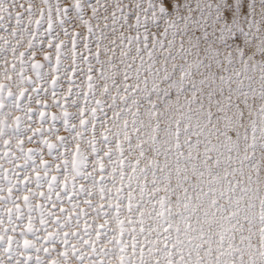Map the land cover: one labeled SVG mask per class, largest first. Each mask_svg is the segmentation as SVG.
I'll use <instances>...</instances> for the list:
<instances>
[{"label":"snow or ice","instance_id":"1","mask_svg":"<svg viewBox=\"0 0 264 264\" xmlns=\"http://www.w3.org/2000/svg\"><path fill=\"white\" fill-rule=\"evenodd\" d=\"M0 264H264V7L0 0Z\"/></svg>","mask_w":264,"mask_h":264},{"label":"rangeland","instance_id":"2","mask_svg":"<svg viewBox=\"0 0 264 264\" xmlns=\"http://www.w3.org/2000/svg\"><path fill=\"white\" fill-rule=\"evenodd\" d=\"M264 7L260 4L259 0H256V11L259 14L261 8Z\"/></svg>","mask_w":264,"mask_h":264}]
</instances>
